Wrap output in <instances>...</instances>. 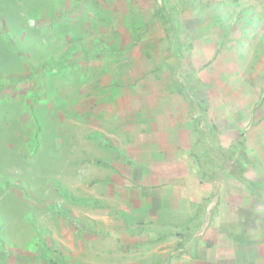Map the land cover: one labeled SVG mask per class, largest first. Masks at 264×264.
Segmentation results:
<instances>
[{
  "label": "rangeland",
  "instance_id": "374dc122",
  "mask_svg": "<svg viewBox=\"0 0 264 264\" xmlns=\"http://www.w3.org/2000/svg\"><path fill=\"white\" fill-rule=\"evenodd\" d=\"M106 75L180 93L201 171L264 205V0H0V264H90L106 247L121 212L80 177L97 161L75 157L73 111Z\"/></svg>",
  "mask_w": 264,
  "mask_h": 264
},
{
  "label": "crops",
  "instance_id": "0c3cea01",
  "mask_svg": "<svg viewBox=\"0 0 264 264\" xmlns=\"http://www.w3.org/2000/svg\"><path fill=\"white\" fill-rule=\"evenodd\" d=\"M103 77L96 85L85 77L76 93L82 143L75 157L97 161L92 174L80 177L96 178L92 197L121 213L104 220L112 233L87 262L264 264V205L253 190L201 171L197 134L181 94L140 97L115 85L130 77L106 75L110 83ZM72 113L60 108L61 124ZM252 207L257 215L249 218Z\"/></svg>",
  "mask_w": 264,
  "mask_h": 264
},
{
  "label": "trees",
  "instance_id": "16d2710c",
  "mask_svg": "<svg viewBox=\"0 0 264 264\" xmlns=\"http://www.w3.org/2000/svg\"><path fill=\"white\" fill-rule=\"evenodd\" d=\"M57 211H58L59 213H62V212H61L60 210H58V209H57ZM245 230H246V229H245Z\"/></svg>",
  "mask_w": 264,
  "mask_h": 264
}]
</instances>
